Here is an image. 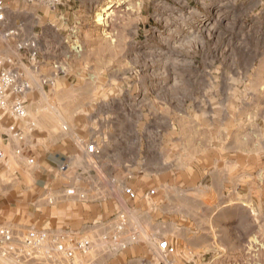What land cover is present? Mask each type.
Here are the masks:
<instances>
[{"label": "rangeland", "instance_id": "374dc122", "mask_svg": "<svg viewBox=\"0 0 264 264\" xmlns=\"http://www.w3.org/2000/svg\"><path fill=\"white\" fill-rule=\"evenodd\" d=\"M143 3L138 0L135 17L127 23L117 11L112 20L98 24L99 13L106 9L96 11L94 23L118 30L116 50L104 42L101 46L100 62L95 63L100 69L84 70L76 60L63 83L34 84L30 78L24 96L35 94V109L28 104L25 117L0 120V129L17 121L23 133L14 147L4 148L9 162L3 156L0 171L21 170L13 158L32 169V151L49 145L64 151L68 132L78 129L72 136L78 144L74 169L78 166L79 188L65 192H77L87 233L74 236L66 228L70 238L57 241L74 248L77 239H88L92 248L86 253L75 250L71 264H264L260 7L239 0ZM28 13L9 17L14 24L18 17L29 20ZM32 42L17 44L14 36L0 31V63L12 68L11 62L20 57L18 49L30 48ZM74 48L79 59L93 56L92 48ZM24 142L33 149H24ZM91 142L98 154L82 157V145ZM127 187L135 198L127 196ZM21 194L24 202L35 195L24 189ZM231 194L245 195L262 211L260 229L248 235L237 223L225 225L227 214L222 213L214 231L207 219L201 220L197 195L212 198L221 208L237 202L227 198ZM12 206H0V229L9 227L13 234L10 242L0 241V264H63L54 250L48 215L32 205ZM81 214L69 216L73 231L78 227L74 218ZM180 218L187 221L184 229L178 226ZM101 226L105 238L94 236ZM190 227L193 242L180 250L177 244L190 236ZM32 229L46 234L43 246L33 251L21 242ZM162 240L174 252L163 253L158 248Z\"/></svg>", "mask_w": 264, "mask_h": 264}, {"label": "crops", "instance_id": "0c3cea01", "mask_svg": "<svg viewBox=\"0 0 264 264\" xmlns=\"http://www.w3.org/2000/svg\"><path fill=\"white\" fill-rule=\"evenodd\" d=\"M177 0H164L166 4L170 2H176ZM182 1V0H178ZM187 1V0H184ZM120 2V3H118ZM143 5V0H141ZM239 3L247 5H258L259 13L261 17L264 15V0H239ZM13 4V5H12ZM29 4L28 7H26ZM138 4V0H64L62 4L49 7L38 2H24L21 0L8 3L6 10V18L3 24L0 25V31L5 37L14 36L15 43H22L24 41H34L35 56L29 57L30 48L23 50L18 49L20 55L19 59L14 58L11 62V67L15 69H21L23 78L29 83V80H33L34 84L36 81L45 80L50 84L63 83V80L67 79L68 71L72 69L70 66L72 62L79 60L82 65L81 68L84 70L100 69L95 63L100 62V51L103 44H109L116 50L117 47V29L113 26L102 27L94 23V14L100 9H107L110 12V20L114 16L115 12L119 11V16L123 22L132 21L135 17V5ZM166 6V5H165ZM24 10L29 11V20L27 17H18L14 24L11 22L9 15H17L19 12ZM137 14V13H136ZM16 17V16H15ZM264 18V17H263ZM8 30H13V35H6ZM12 34V33H11ZM261 41L264 42V33L260 35ZM104 40V41H103ZM104 42V43H103ZM76 45L83 47L85 51L86 47H89L93 56L86 58H77L76 54L79 52ZM4 47V46H3ZM2 48V47H1ZM264 53V49L259 51ZM28 68H24L22 65ZM112 68V67H109ZM25 69H28V73ZM62 73V74H60ZM31 78V79H30ZM36 96L33 93L28 99L24 96L25 107L27 110L28 104L31 110L35 109L33 103L36 100ZM10 118V117H7ZM2 117H0V120ZM14 120V119H12ZM17 121H11L8 125L1 126L0 129V151L4 148H12L16 145V140L23 139V133L20 127L16 125ZM14 124L21 138H17L9 130V125ZM35 129V133H36ZM41 131H38L36 138L37 142H41ZM71 137L67 139L65 149L57 148L52 145L47 148H41L40 150L32 151V158L34 159V165L32 169H24L23 162L17 158L15 164L22 166L21 170L17 169L13 173L1 172L0 171V206L8 204L10 208H16L19 205H32L33 207L45 213L47 216V225L51 224L49 229L53 233L54 241L67 240L70 238L68 233L77 236L80 234L87 233V225L84 224V217L82 216L85 211L80 209L79 198L77 192L66 193V188L73 187L78 191V175L77 170L74 166L75 160L78 158L76 149L78 144L76 139L72 136L73 134L78 135L80 130L72 129L68 132ZM29 141V139L27 140ZM42 143H46L43 141ZM13 145V146H12ZM12 146V147H10ZM24 149L30 151L32 146L23 143ZM87 145H82L81 156L85 157L86 154L96 156L97 154H91L87 151ZM38 148V147H37ZM33 147L31 148V150ZM16 153H19V148L15 149ZM4 158L9 162V157L4 155ZM17 160V161H16ZM2 160H0V165ZM64 167L66 169L64 170ZM34 192V196L30 197V200L25 202L22 200V190ZM70 194H73L70 196ZM25 197V198H28ZM198 198V214L203 215L205 223L208 221L209 228L214 231L217 229L215 223L220 221L219 214H227L224 219L225 225L238 224V229L244 230L247 234L261 227V213L262 211L257 208L251 201L247 200L245 195L238 194L237 198L228 195L227 198L231 202L237 200L236 203L225 205L221 208H217L212 198L197 195ZM13 201V202H12ZM7 202V203H6ZM23 203V204H22ZM102 204V203H101ZM100 205V201L98 203ZM23 207V206H21ZM179 213H182V209L179 208ZM38 214L39 211H36ZM82 213V214H81ZM53 214L61 215L60 217H53ZM81 216L74 218V223L78 225L77 230L73 231L69 227L70 215ZM179 228L184 229L187 222L185 219L180 218L178 221ZM28 226V225H26ZM30 226V225H29ZM66 228L70 229L69 231ZM135 227H133L134 229ZM191 228V227H190ZM192 228L190 229V236L183 238L177 244L179 249L181 247H187L193 242ZM99 231V232H98ZM94 236L99 238H105V228L101 226ZM248 234V235H249ZM189 240V241H188Z\"/></svg>", "mask_w": 264, "mask_h": 264}, {"label": "built area", "instance_id": "2783aa9c", "mask_svg": "<svg viewBox=\"0 0 264 264\" xmlns=\"http://www.w3.org/2000/svg\"><path fill=\"white\" fill-rule=\"evenodd\" d=\"M18 0H0V25L4 23L6 18V10L8 3H12ZM24 2H38L49 7H55L63 3L64 0H21ZM107 10V9H106ZM102 10L100 14V22L97 20V13L94 14L95 21L98 24H103L104 21L108 22L110 19V12ZM99 18V17H98ZM11 31L5 34H11ZM27 45V44H25ZM30 46V55H35V44L32 42ZM23 45H19L22 48ZM30 88V83L22 77V75L12 68H6L0 63V117H10L14 120L23 118L26 116V107L24 94ZM9 130L17 138H21L19 130L14 124L9 125ZM87 151L91 154H98L99 148L95 142H91L87 145ZM3 158V153L0 151V160ZM29 163H34V159L31 157L28 160ZM71 192V191H70ZM69 192V193H70ZM125 193L130 198H135L136 193L132 188L127 187ZM150 193H154L152 189ZM13 239L12 231L9 227L3 226L0 229V241L8 243ZM46 240V234L43 232H37L36 230H29L28 234L23 237L22 244L26 246L31 251L38 249L43 246ZM92 248V244L88 239H77L74 243V248L67 246L65 243L58 241L54 242V250L61 255L63 264H71L73 258L75 257V250L82 253H86ZM158 248L165 254L172 253L175 247L171 245L167 240H162L158 243Z\"/></svg>", "mask_w": 264, "mask_h": 264}, {"label": "bare ground", "instance_id": "6f19581e", "mask_svg": "<svg viewBox=\"0 0 264 264\" xmlns=\"http://www.w3.org/2000/svg\"><path fill=\"white\" fill-rule=\"evenodd\" d=\"M99 16V15H98ZM99 18H100V16H99Z\"/></svg>", "mask_w": 264, "mask_h": 264}]
</instances>
